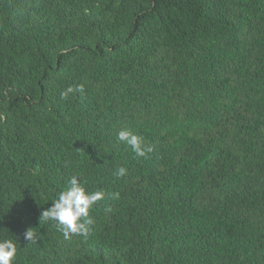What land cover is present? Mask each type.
<instances>
[{
    "label": "trees",
    "instance_id": "16d2710c",
    "mask_svg": "<svg viewBox=\"0 0 264 264\" xmlns=\"http://www.w3.org/2000/svg\"><path fill=\"white\" fill-rule=\"evenodd\" d=\"M73 176L105 195L66 240L39 218ZM7 238L15 264H264V0H0Z\"/></svg>",
    "mask_w": 264,
    "mask_h": 264
},
{
    "label": "clouds",
    "instance_id": "9594fccd",
    "mask_svg": "<svg viewBox=\"0 0 264 264\" xmlns=\"http://www.w3.org/2000/svg\"><path fill=\"white\" fill-rule=\"evenodd\" d=\"M79 91L84 92V86H69L60 93L62 99H67L70 94ZM117 140L130 146L137 157H144L147 153L153 151L151 145H146L142 136L137 135L130 130L122 129L117 133ZM125 167H120L115 173L118 177L127 174ZM83 177L73 176L65 190L58 194V198L53 202V206L44 210L40 215V222L55 221L57 228L62 232L64 239L69 240L73 235L83 236L85 238L91 232V226L94 219L90 211L96 206L97 202L104 198V193L100 191L90 192L84 186ZM112 198L118 200L119 192H113ZM105 211H111L110 208ZM28 243L37 241V234L29 228L24 234ZM18 253L17 241L11 238L0 239V264H15Z\"/></svg>",
    "mask_w": 264,
    "mask_h": 264
}]
</instances>
